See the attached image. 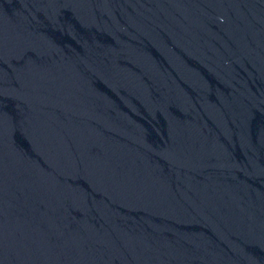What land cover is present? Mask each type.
Segmentation results:
<instances>
[{"label": "water", "instance_id": "water-1", "mask_svg": "<svg viewBox=\"0 0 264 264\" xmlns=\"http://www.w3.org/2000/svg\"><path fill=\"white\" fill-rule=\"evenodd\" d=\"M0 264H264V0H0Z\"/></svg>", "mask_w": 264, "mask_h": 264}]
</instances>
